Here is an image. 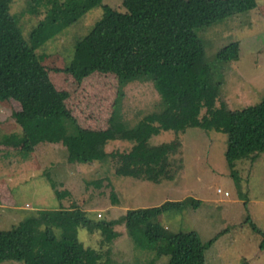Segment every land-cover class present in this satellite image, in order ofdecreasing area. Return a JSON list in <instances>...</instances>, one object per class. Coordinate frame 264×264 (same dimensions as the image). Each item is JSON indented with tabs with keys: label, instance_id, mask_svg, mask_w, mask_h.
Wrapping results in <instances>:
<instances>
[{
	"label": "rangeland",
	"instance_id": "1",
	"mask_svg": "<svg viewBox=\"0 0 264 264\" xmlns=\"http://www.w3.org/2000/svg\"><path fill=\"white\" fill-rule=\"evenodd\" d=\"M0 1L29 42L31 30L56 5L69 0ZM255 1L254 10L199 30L204 54L195 70L213 61L219 49L231 42L240 44V53L228 62L215 60L216 71L212 73L220 88L207 93L195 111L178 119L177 128L186 127L183 134L166 130L160 121L146 122L154 113H166L164 98L153 80L130 82L121 89L113 73L96 71L78 82L66 71L76 63L77 43L104 16L102 5L126 11L122 0H102V5L87 9L76 21L61 22L53 33L41 34L35 41V52L49 69L54 87L68 94L67 118L57 124L40 125L34 133L41 136L37 143L48 147L49 180L57 188L54 192L52 184L42 178L39 165L24 166V159L14 162L10 174L1 169L0 231L18 227L44 208L79 210L93 221L76 229L81 264H167L166 239L148 245L143 236L145 225L128 221L126 212L192 196L201 200L197 208L164 212L152 218L151 225L159 227L164 237L191 230L204 242L217 236L205 250L206 264H240L246 259L251 264H264L262 237L247 221L250 216L264 231V153L233 162L227 156L233 115L264 98V0ZM84 60L82 54L80 62ZM19 109L13 101H0V167L2 163L9 165L5 154L18 152L17 147L25 140L14 119ZM154 126L161 129L158 134L137 141L138 127L142 133ZM176 138L181 148L174 151L170 148L176 147ZM139 146L144 156H139ZM67 150L78 158L101 157L90 164H69ZM104 150L107 152L101 154ZM13 169L19 170L18 177H12ZM120 171L125 172V178L120 177ZM8 175L23 186L41 182L37 188L29 184L11 190L13 183L4 179ZM64 191L70 194L60 203L58 199L66 196ZM15 192L16 206L4 201ZM26 228L32 252L40 253L45 248L47 224ZM52 230L58 239L64 236L61 226L52 225ZM0 264L25 263L6 260Z\"/></svg>",
	"mask_w": 264,
	"mask_h": 264
},
{
	"label": "trees",
	"instance_id": "2",
	"mask_svg": "<svg viewBox=\"0 0 264 264\" xmlns=\"http://www.w3.org/2000/svg\"><path fill=\"white\" fill-rule=\"evenodd\" d=\"M122 4L126 11L102 5V0H69L56 5L31 30L28 42L7 6L0 1V101H13L19 105L14 119L22 129L21 137L25 140L17 149L30 152L32 142L41 138L34 134L40 125L57 124L68 116L65 107L67 92L54 87L49 69L35 52L37 38L43 33H53L59 23L70 24L87 9L102 5L104 16L77 43L76 63L68 66L66 71L78 82L96 71L113 73L121 89L130 82L153 80L164 98L166 113L164 116L154 113L146 122L160 121L166 130L183 134L186 127L180 126L178 129V119L184 113L188 116L189 112L195 111L196 105L207 93L220 88L217 77L212 73L216 71L213 67L215 60L228 62L240 53V44L231 42L219 49L213 61L195 70L196 63L204 54L199 30L257 7L255 0H122ZM82 54L85 60L80 62ZM122 95L120 91L119 96ZM139 127L137 141H146L149 136L161 131L154 126L141 133ZM78 138L84 139V136L78 134ZM180 148L181 142L176 138V147L170 149L177 151ZM261 153H264V98L258 105L233 115L227 156L233 162ZM141 155L144 156L143 147L139 150ZM88 157L79 156L82 160H89ZM200 202V199L192 196L167 200L156 206L128 210L126 218L145 225L143 236L148 245L166 239L169 251L167 264H206L205 250L217 236L204 242L196 231L191 230L164 237L160 228L150 223L152 218L164 212L195 209ZM247 221L261 235L260 248L264 249V231L250 216ZM92 223L79 210H41L38 216L28 217L18 227L0 231V262L18 260L25 264H81L76 229L79 225ZM33 224L48 226L45 248L38 254L32 252L33 247L28 242L26 227ZM52 225L64 228L61 239L53 233ZM240 264L251 263L246 259Z\"/></svg>",
	"mask_w": 264,
	"mask_h": 264
},
{
	"label": "crops",
	"instance_id": "3",
	"mask_svg": "<svg viewBox=\"0 0 264 264\" xmlns=\"http://www.w3.org/2000/svg\"><path fill=\"white\" fill-rule=\"evenodd\" d=\"M38 139L35 140L34 145L32 146V150L30 152H26V151H22V150H19L17 152V151L13 150V151L8 152L7 154H5V156H6L5 159H6V161L9 162V165L5 166L2 163V166L0 167V170L1 169H6V170L9 171V174H10V170L13 167L14 162L22 161V159H24V162H25L24 166H29V164H31L32 168H33L35 165H39V167L41 169L42 178H43V176H45V178H43V179L46 180V181H49V183L52 184L53 191L55 192V188H57L56 187L57 184H55V182L53 180H49V166H50V158H51L49 156L50 152L48 150V147H46L45 145H42L41 142L37 143ZM35 143H37V144H35ZM106 152H107V150H104V151L101 152V154L106 153ZM11 154H13V155H11ZM100 157L101 156H97V157H95L96 159L90 158L89 160H82L81 158L74 157L73 156V151L72 152L71 151L67 152V161H68L69 164L71 162L73 164H84V165L85 164H90V162L93 161V160L94 161H98V158L100 159ZM11 160H12V162H11ZM135 160L137 162L140 161L139 158H137V157H136ZM141 163H142V161H141ZM32 168H31V170H32ZM18 171L19 170L13 169L12 177H14V176L18 177L19 176ZM37 172H39V171H37ZM3 174H4V172H3ZM124 175L126 176L125 172L124 171L123 172L120 171V177L125 178ZM5 177L6 178H4V179H6L8 184H10L12 182L13 183L12 185H14L11 188V190L17 189L18 187H25V186H28L29 184H33V188H37V185L41 182V181L40 182L39 181H34V182H31V183L23 186L22 182L20 184V180L19 179L13 180V179L10 178V175L5 176ZM56 191H58V190H56ZM64 192L66 193V196L62 197L61 199L60 198L58 199L60 201V203H62V200L64 202L65 198L67 196H69V194H70L68 191H64ZM1 198H2V195H1ZM14 198H17L16 197V192L15 193H11V196L10 195L7 196L4 199V201L6 202V200H8L7 202H10L8 204H12V205L16 206V202H18V201H15ZM60 203H58L57 206H60L61 205ZM32 206L37 207L35 205H32ZM26 207H29V206H26ZM31 208H33V207H31ZM37 208H35V209H37ZM40 209H42V208H40ZM44 209L48 210V208H44Z\"/></svg>",
	"mask_w": 264,
	"mask_h": 264
},
{
	"label": "built area",
	"instance_id": "4",
	"mask_svg": "<svg viewBox=\"0 0 264 264\" xmlns=\"http://www.w3.org/2000/svg\"><path fill=\"white\" fill-rule=\"evenodd\" d=\"M218 192H222V191L220 190V191H218ZM225 194L229 195V193H228V192H225ZM99 215H101V214H99Z\"/></svg>",
	"mask_w": 264,
	"mask_h": 264
}]
</instances>
